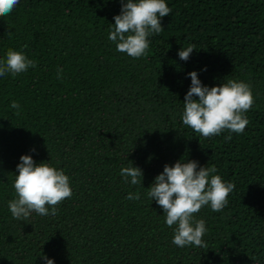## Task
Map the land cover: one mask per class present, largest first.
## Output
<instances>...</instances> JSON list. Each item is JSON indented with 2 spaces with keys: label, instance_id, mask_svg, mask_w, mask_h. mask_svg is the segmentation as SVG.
Listing matches in <instances>:
<instances>
[{
  "label": "trees",
  "instance_id": "obj_1",
  "mask_svg": "<svg viewBox=\"0 0 264 264\" xmlns=\"http://www.w3.org/2000/svg\"><path fill=\"white\" fill-rule=\"evenodd\" d=\"M165 3L163 30L138 59L108 39L122 0H20L0 17V61L13 50L36 62L0 77V264H264V0ZM194 71L209 88L251 86L243 133L206 139L183 124ZM23 155L69 177L73 194L55 216L12 217ZM177 161L214 166L235 185L222 211L194 214L207 247L174 245L177 226L147 195ZM130 166L140 184L120 175Z\"/></svg>",
  "mask_w": 264,
  "mask_h": 264
},
{
  "label": "clouds",
  "instance_id": "obj_2",
  "mask_svg": "<svg viewBox=\"0 0 264 264\" xmlns=\"http://www.w3.org/2000/svg\"><path fill=\"white\" fill-rule=\"evenodd\" d=\"M19 3L20 0H0V17L10 14ZM170 13L165 0H127L126 3L122 0L121 13L113 18L114 30L109 33L108 39L116 44L117 51L138 59L147 54L148 37L163 30L161 18ZM194 47L182 48L178 52L180 60L187 61ZM35 67L36 62L22 52L9 50L6 60L0 61V77L9 73L15 77ZM62 71L58 70V78ZM189 76L191 86L184 97L183 124L206 139L224 131L243 133L249 124L244 113L254 104L251 86L230 80L221 86L209 88L202 85L195 71ZM10 107L19 109L20 105L13 101ZM19 114L17 111L16 115ZM231 138L226 137L227 140ZM198 167L196 161H177L173 166L165 165L147 192L166 214L167 226H177L172 242L181 248L190 245L207 247L203 241L207 231L205 222L194 221V214L206 205H210L214 212L222 211L228 205L229 194L235 189L233 183H226L221 176L214 175L217 171L214 166L199 167L197 170ZM16 170L19 174L13 186L17 198L8 204L16 220H27L33 212L40 216H55L58 205L73 194L69 177L63 170H57L47 163L37 165L31 155L21 156ZM120 175L125 182L130 178V183L137 185L142 181L143 172L138 167L130 166L121 168ZM126 198L139 200L140 195L130 193ZM41 258L45 264H54L47 256Z\"/></svg>",
  "mask_w": 264,
  "mask_h": 264
}]
</instances>
